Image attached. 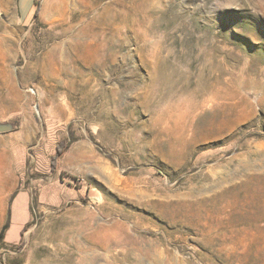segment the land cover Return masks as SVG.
Wrapping results in <instances>:
<instances>
[{
  "label": "rangeland",
  "instance_id": "1",
  "mask_svg": "<svg viewBox=\"0 0 264 264\" xmlns=\"http://www.w3.org/2000/svg\"><path fill=\"white\" fill-rule=\"evenodd\" d=\"M0 126V264H264V0H0Z\"/></svg>",
  "mask_w": 264,
  "mask_h": 264
},
{
  "label": "crops",
  "instance_id": "2",
  "mask_svg": "<svg viewBox=\"0 0 264 264\" xmlns=\"http://www.w3.org/2000/svg\"><path fill=\"white\" fill-rule=\"evenodd\" d=\"M29 218H30V215H29ZM28 218L27 222H24V224L21 225V227L24 229V227L26 226V224H28V222L30 221V219ZM26 223V224H25ZM22 229V230H23ZM22 232V231H21ZM16 241H14L15 243ZM8 244H10L11 242H7ZM13 243V242H12Z\"/></svg>",
  "mask_w": 264,
  "mask_h": 264
},
{
  "label": "trees",
  "instance_id": "3",
  "mask_svg": "<svg viewBox=\"0 0 264 264\" xmlns=\"http://www.w3.org/2000/svg\"><path fill=\"white\" fill-rule=\"evenodd\" d=\"M63 151H64V148H62V149L60 148V149H58L57 154L60 155L63 153Z\"/></svg>",
  "mask_w": 264,
  "mask_h": 264
},
{
  "label": "water",
  "instance_id": "4",
  "mask_svg": "<svg viewBox=\"0 0 264 264\" xmlns=\"http://www.w3.org/2000/svg\"><path fill=\"white\" fill-rule=\"evenodd\" d=\"M7 130V127H5V126H0V132L1 131H6ZM1 236V235H0Z\"/></svg>",
  "mask_w": 264,
  "mask_h": 264
},
{
  "label": "bare ground",
  "instance_id": "5",
  "mask_svg": "<svg viewBox=\"0 0 264 264\" xmlns=\"http://www.w3.org/2000/svg\"><path fill=\"white\" fill-rule=\"evenodd\" d=\"M110 247V246H109Z\"/></svg>",
  "mask_w": 264,
  "mask_h": 264
}]
</instances>
